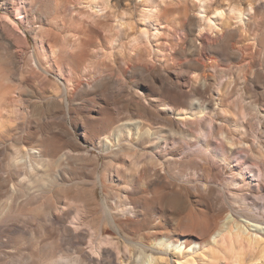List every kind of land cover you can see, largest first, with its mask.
<instances>
[{"label":"bare ground","instance_id":"1","mask_svg":"<svg viewBox=\"0 0 264 264\" xmlns=\"http://www.w3.org/2000/svg\"><path fill=\"white\" fill-rule=\"evenodd\" d=\"M222 1L228 3L153 0L143 28L135 33L132 13L117 0H88V9H79L78 15L71 12L74 0H36L31 17L22 0H0V151L5 149L9 158V177H21L15 191L29 197L27 207L7 219L5 231L26 233L44 220L30 233L57 238L29 253L26 264H264V215L255 211L257 201H249L251 194L264 190V108L241 98L264 80L254 52L260 5L257 0ZM187 4L197 13L189 14ZM176 9L183 10L184 37L172 56L185 69L184 76L148 58L164 21ZM21 24L30 25L35 35L33 51ZM123 39L130 52L138 51L132 59L116 58L126 44ZM244 39L254 42L242 44ZM217 54L239 63V89L235 71L223 69ZM137 76L153 95L142 87L130 90L123 82ZM23 88L34 93V103L25 99ZM239 91L240 98L232 99ZM78 99L83 102L79 106ZM29 106L41 117L74 115L73 129L62 121L47 128L39 121L36 128L26 126ZM80 136L106 157L103 170L97 171V155L90 160L93 170H81L91 188L52 192L48 188L63 184L50 181L43 157L64 138L70 152L88 151ZM252 141L263 157L258 163L242 155L248 148L233 150L236 142L251 147ZM185 147H195L194 156L183 154ZM232 160L236 167L227 183L228 205L211 190L193 186L196 175L219 177ZM253 180L259 183L250 186ZM108 182L116 201L102 217L95 190L98 185L107 190ZM114 186L121 188L112 190ZM35 188L52 194L38 199L30 192ZM170 223L197 233L129 238L148 224L162 229ZM60 242L72 247L64 251Z\"/></svg>","mask_w":264,"mask_h":264},{"label":"rangeland","instance_id":"2","mask_svg":"<svg viewBox=\"0 0 264 264\" xmlns=\"http://www.w3.org/2000/svg\"><path fill=\"white\" fill-rule=\"evenodd\" d=\"M36 0H22V2L28 7L30 10V17L31 15H35V9H33V5ZM75 4H73V9L71 12L74 15H78L79 9H88L89 3H87L88 0H74ZM120 4V6L123 9H126L127 11H130L132 13V17L135 19V25L137 29L131 32L137 33V30L142 29L144 24V17H145V11L150 9L153 5V0H117ZM213 3H220V4H227V1L222 0H212ZM244 3H247L248 0H238ZM181 5H184V3L189 2H196L198 3L199 0H180ZM259 7V15L257 17V22L259 23L258 26L255 27V34L258 38L259 36V45L254 49V52L256 54L255 60L258 61L257 69H261L264 71V1L257 0ZM262 4H261V3ZM76 5V8H75ZM165 6V5H163ZM190 5L187 4V9L189 10V14H195L197 13L196 9L193 7H189ZM34 11V13L32 12ZM182 9H176L175 12L171 13L163 24V31L161 33V37L159 40L153 42V54L149 55L148 58L150 61H152L154 64L158 66H162L165 71L169 72H178L181 75H185L182 72L185 70L182 67L177 66L176 61L174 60L172 54H174L177 50L181 48V44H183V20L184 17L181 15ZM2 24V25H1ZM0 26H3V23H1ZM28 24H21V33L23 35H28L29 39L31 41L30 44V51H33L35 49V42H34V33L29 31L30 25ZM258 27V28H257ZM261 30V31H260ZM24 32V33H23ZM207 32V31H205ZM215 36V34H213ZM263 37V38H262ZM254 39V37H252ZM252 39H244L243 43H253L254 41ZM260 40L263 42L261 43ZM122 42L126 43L124 44V48L116 55V58H125V60L132 59V57L136 56L138 54V51L130 52V45H128V40L123 39ZM199 44V43H198ZM242 44H239L242 46ZM257 50V51H256ZM236 52L240 54L239 49H236ZM218 58L219 63L221 64V67L223 69H232V71H235L236 75V88L239 89V87L242 85L243 78L241 77L243 75V72L241 69H239V63L221 55H214V58ZM251 62L250 59H247L245 61V65H249ZM263 62V64H262ZM117 66V63H115ZM158 69H156L157 71ZM19 74L16 75L17 78H19ZM51 78L54 80H58L60 84L63 86V81L60 80L59 76L56 74H52ZM119 75H114V80H119ZM226 80V79H221ZM125 85L132 90L134 87H142L144 91L149 93V89L147 88L146 84H144V81L141 80L139 76L134 78H124ZM197 86V84H193L191 87ZM190 87V88H191ZM232 87H234V84L230 85L228 87V91H232ZM253 89L250 90L244 97L242 98L243 103L250 104L253 101H255L261 108H264V80L261 82H256L253 84ZM23 92L25 93V99L31 100V102L36 101V97L33 92L26 91L25 88H23ZM188 89V88H187ZM216 92L215 97L217 98V90H214ZM150 95H153L149 93ZM240 91L239 93L235 94L232 99H238L240 98ZM83 102L82 100L78 99L76 101V105L79 106ZM64 106H66V101L63 102ZM29 106L27 108L28 117L25 121L26 126H29L30 128H36L37 122H41L44 128H47V126H51L54 122H64L66 123L71 129H73V120L74 115H67L66 119L62 116L60 119H55L51 113L45 114L44 117L34 115L36 113L33 109V107ZM91 109V106L89 107ZM249 119H252L254 122L258 121L257 118L254 116H248ZM42 120V121H41ZM217 122H220V120ZM18 123H21V121H18ZM28 123V124H27ZM41 136V135H40ZM79 140L82 142L83 146H85L88 151H74L70 152V147L68 146V141L64 138L61 142V146L58 147V149L54 152L48 153L43 159L45 160V163L47 165V171L49 173L50 181H53L55 184L62 183L63 185H55L53 188H48L49 190H52V192H56L58 190H61L63 192H75L78 193L79 190H82L83 188H91L89 182L86 180L85 176L82 175L81 170L84 169L85 171H90L94 169V166L92 163H90L92 159L97 157L100 163V166L97 171L101 172L103 170V164L107 160L106 157L101 154L98 150L94 149L92 145L86 142L83 136L78 137ZM257 143V141H256ZM247 144L242 142H236V144L233 146V150H242V149H249V152H243L242 155L244 157L250 156V159L254 160L255 162L262 161L263 157L260 151L256 148V146L253 147V141ZM191 151H195V147H193V150L191 147H185L183 154H190L191 156H194V153ZM145 149H141V153H144ZM68 153H73L74 156L68 155ZM6 154V155H5ZM46 158V159H45ZM7 160V161H6ZM213 162H216L214 158H212ZM9 162V158H7L6 150L0 151V164H1V181H0V264H26L27 262V256L30 255L33 251L41 249L42 247H49V244L55 243V237H49L50 235H36L34 236L31 234L37 227L43 226L45 224L44 220H41L35 223V226L30 227L27 232H23L20 230H15L12 232L5 231L6 228L10 225V222H8L7 219H10L16 211L22 210V208L27 207L29 197L26 195L23 196L22 193H19L17 190L15 191V187L13 186L14 183H18L19 179L18 175H14L13 177H9V174L7 172V163ZM232 165V166H231ZM234 167H236V160H232L231 163L227 168L223 170L222 175L219 177H213V178H207L204 175H196V181L192 184L195 188H200L203 191L211 190L214 193L215 197H221L225 204L228 205L230 200L232 199L231 195L229 194L230 191H227V183L230 180L232 176V170H234ZM193 173V170L191 171ZM240 175V173H238ZM247 178V175L245 176ZM5 182H4V181ZM87 181V182H85ZM259 182L257 180H253L250 183V186L257 185ZM109 186L107 190L103 188L101 185H98L96 187L95 193H96V207L98 209L97 214L98 216L105 217L106 216V210L107 205L110 206V203L114 204L116 199L113 198V193L110 195V182H108ZM196 184H199L200 187H198ZM18 186V185H17ZM88 186V187H87ZM246 191L248 193H251V190H249L248 186H245ZM121 188V186H114L112 190H116ZM251 189H254L251 187ZM34 190V189H33ZM31 190V195L36 196L35 194H38V199L46 200L49 196H51V192L41 194L39 191L40 188H35V192ZM39 193H38V191ZM227 201H226V200ZM260 200V201H259ZM249 201L253 204L257 201V205L254 206L255 211L260 213L261 215H264V190L258 195L251 194ZM67 209V207H65ZM44 210L47 211V208L45 206ZM45 212V211H44ZM62 213L63 211H56V213ZM243 217H239L240 220H242ZM245 219V218H243ZM41 222V223H40ZM157 222V221H156ZM67 224H70L67 222ZM255 224V223H254ZM40 225V226H39ZM32 229V230H30ZM34 229V230H33ZM30 230V231H29ZM29 231V232H28ZM32 231V232H31ZM179 231H185L186 233H197V231L190 228H177L172 223L167 224L165 228H157L154 225L148 224L144 227H142L141 231L137 235H129V238H135L136 241L140 240L144 235H153V234H161V233H168V235H171L173 237H177ZM31 232V233H30ZM39 236V237H38ZM41 236V237H40ZM42 238V239H41ZM45 240V241H44ZM61 243V249L64 251H67L66 249L71 248L72 246L66 242H60ZM58 250V249H57ZM59 251V250H58ZM30 253V254H29ZM70 254H74L73 248L69 251ZM146 263H149L148 261Z\"/></svg>","mask_w":264,"mask_h":264}]
</instances>
